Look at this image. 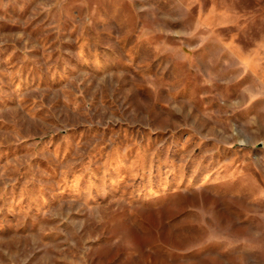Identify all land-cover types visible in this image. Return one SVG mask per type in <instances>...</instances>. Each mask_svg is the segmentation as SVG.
<instances>
[{
	"label": "rangeland",
	"instance_id": "rangeland-1",
	"mask_svg": "<svg viewBox=\"0 0 264 264\" xmlns=\"http://www.w3.org/2000/svg\"><path fill=\"white\" fill-rule=\"evenodd\" d=\"M0 264H264V0H0Z\"/></svg>",
	"mask_w": 264,
	"mask_h": 264
}]
</instances>
